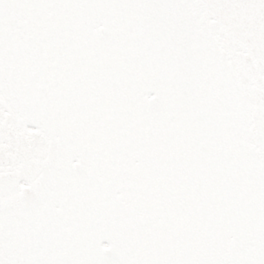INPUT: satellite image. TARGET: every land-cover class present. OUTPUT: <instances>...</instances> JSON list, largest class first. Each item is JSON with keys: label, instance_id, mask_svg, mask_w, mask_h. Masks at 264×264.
I'll list each match as a JSON object with an SVG mask.
<instances>
[{"label": "snow or ice", "instance_id": "6c2138e0", "mask_svg": "<svg viewBox=\"0 0 264 264\" xmlns=\"http://www.w3.org/2000/svg\"><path fill=\"white\" fill-rule=\"evenodd\" d=\"M0 264H264V0H0Z\"/></svg>", "mask_w": 264, "mask_h": 264}]
</instances>
